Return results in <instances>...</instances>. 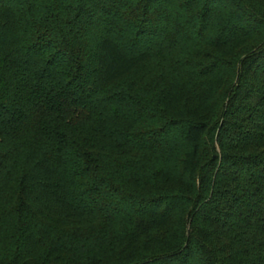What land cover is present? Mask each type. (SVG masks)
<instances>
[{
	"label": "trees",
	"instance_id": "trees-1",
	"mask_svg": "<svg viewBox=\"0 0 264 264\" xmlns=\"http://www.w3.org/2000/svg\"><path fill=\"white\" fill-rule=\"evenodd\" d=\"M163 1L0 0V264H264V0Z\"/></svg>",
	"mask_w": 264,
	"mask_h": 264
},
{
	"label": "rangeland",
	"instance_id": "rangeland-1",
	"mask_svg": "<svg viewBox=\"0 0 264 264\" xmlns=\"http://www.w3.org/2000/svg\"><path fill=\"white\" fill-rule=\"evenodd\" d=\"M173 7L170 5V0L163 1L162 7L160 12L166 13L171 12ZM230 7L224 3L219 4V6L215 9V18L225 17L230 12ZM168 11V12H167ZM181 57V51L179 48H164L163 51H156L152 55V59L150 61V68L153 70V78L150 80H153V83L156 81L164 80L169 78V75L173 72L177 73L180 71H177L176 64ZM138 77L133 76L130 77L127 81H124L122 84L115 87L113 90H110L111 95L116 94H122L127 92V86L133 85V88L135 89L132 93V97L136 98L139 102V100L143 99V94L145 92V85L146 82L139 83ZM169 135V136H168ZM167 136L170 138L169 134H164L162 137H165L167 140ZM172 143L168 144V142H165L162 138V140L157 139L156 142H159V145L152 144L153 146L158 148V152L153 156L154 158V165H158L161 162L165 161L166 157H171L170 153H172L173 150L179 149L181 146V141L178 138V133H175L171 136ZM210 142V141H209ZM210 143L205 144L203 151L205 156L204 157H210ZM178 154V153H177ZM176 155V154H174ZM148 157H152V154L147 149H142L140 153L136 155V157H133L128 160H120V161H107L103 160L101 163V168H99L100 171H97L98 175L103 179L106 178V176L109 173L117 174L120 176H123L124 178H128L131 172V167L135 164H141L145 161H147ZM113 183V182H112Z\"/></svg>",
	"mask_w": 264,
	"mask_h": 264
}]
</instances>
